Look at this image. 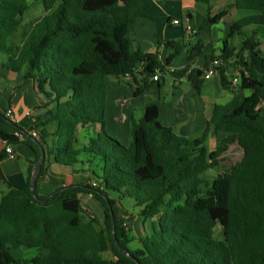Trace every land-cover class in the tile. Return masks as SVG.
Wrapping results in <instances>:
<instances>
[{"label":"trees","instance_id":"obj_1","mask_svg":"<svg viewBox=\"0 0 264 264\" xmlns=\"http://www.w3.org/2000/svg\"><path fill=\"white\" fill-rule=\"evenodd\" d=\"M194 1L206 12L188 16L195 22L192 28L197 36L210 34L228 11L213 15L212 0ZM147 3L0 0V54L5 57L0 72L35 81L50 101L37 143L32 138L19 141L15 134L24 129L0 113V139L12 146L25 143L35 152L30 179L41 150L45 154L35 184L42 202L31 193V183L1 198L0 264H264V53L258 31L241 33L250 26L264 27V0H233L231 9L251 16L232 25L217 56L204 45L188 49L185 43H165L175 50L171 58L188 50L191 64L199 57L208 69L221 60L218 72L225 90L232 85L229 62L235 61L240 93L228 105L214 107L203 135L189 139L177 134L160 122L159 108L152 103L141 120H133L125 146L106 131L108 80L131 78L126 83L139 98L159 83L153 78L167 73L171 63L170 58L162 64L159 53L132 50L134 25ZM33 6H39L41 15L29 19ZM234 34L241 43L231 49ZM191 64L171 75L175 82L187 79L200 93L205 80L198 71L204 74L205 69H192ZM91 126L102 131L85 142L80 133ZM211 133L219 136L213 151L207 148ZM6 157L4 150L0 160ZM52 166L89 171L95 179L89 176L92 184L40 196L39 182ZM214 169L219 171L211 179ZM113 194L131 199L137 213L126 210ZM84 195L101 207L102 227L98 219L84 216ZM110 207L116 240L128 255L116 247ZM136 218L142 232L138 247L131 249L128 228ZM18 249L38 254L16 259L12 252Z\"/></svg>","mask_w":264,"mask_h":264},{"label":"crops","instance_id":"obj_2","mask_svg":"<svg viewBox=\"0 0 264 264\" xmlns=\"http://www.w3.org/2000/svg\"><path fill=\"white\" fill-rule=\"evenodd\" d=\"M213 15L228 11L226 17L218 24L211 28V32L197 36L190 35L185 31V25L190 24L194 27L195 22L189 20L191 14L195 17L198 12L204 14L205 8L199 7L194 0H148L144 6V16L136 20L134 25V40L132 42V50L137 48L145 53H159V59L162 64H165L170 59L175 50L165 46L167 42L185 43L188 49H192L196 44L199 46L208 47L216 52V56L224 49V42L229 36L230 29L233 24L240 20L251 16L250 12L231 9L233 0H212ZM240 12H245L244 15ZM238 17L234 19V17ZM174 21H179L180 24L175 25ZM263 27L250 26L242 30V34L250 35L256 31L259 32ZM260 40V39H259ZM241 43V36L234 34L229 40L231 49L238 48ZM261 43V51L264 53L263 44ZM203 53V51L201 52ZM188 50L175 58H171V63L167 67L165 73L159 83H154V86L149 92H146L139 98L134 96V87L129 86L127 82H132L131 78L126 81H115L113 86L118 90V98L110 102L108 97V107L112 105L114 110L109 112L113 115V122L118 125L116 135L122 137L123 130L130 135L133 120L139 121L143 118L144 108L149 104H156L159 108L160 122L172 127L174 131L184 137L190 139L200 138L206 128L207 122L210 120L213 109L216 105H228L239 93L240 86L232 83L231 88L225 90L221 85L219 72L211 79L206 80L204 74L198 71V77L205 80L200 93H197L192 84L187 79L174 80L171 92H164L167 85L166 77L172 72L179 71L190 65L188 60ZM217 60V59H216ZM4 61L0 57V62ZM203 60L196 57L192 62V69H200L204 67ZM223 63V62H222ZM212 67V66H211ZM209 67V69L211 68ZM0 113L12 108V122L20 125L26 131H37L40 134L46 126V113L49 109V99L43 94L40 86L33 80H25L22 74L0 72ZM238 74L235 61H230L228 65L229 80L232 81ZM172 76V75H171ZM124 88L128 97L124 96ZM249 91H243L244 96H250ZM124 98V105L132 106L127 109L126 114L121 116L122 111H119V103L121 98ZM129 100H127V99ZM140 98H148L147 102L139 104ZM135 104V105H134ZM117 107V110H116ZM29 114V115H28ZM108 126V122H107ZM100 127L91 126L86 130H82L80 138L88 141V138L97 132ZM215 133H211L209 142L212 141L215 150L217 139ZM6 143L0 139V155L4 152ZM16 154V159L4 158L0 160V201L4 194L10 189L23 191L31 183L30 171L32 163L35 160L34 150L25 143L13 146ZM32 178V175H31ZM86 180V181H85ZM92 184L93 180L83 173H73L70 170H62L57 166H52L48 175L41 178L39 182L38 192L40 196L47 197L54 191L63 187H71L77 184ZM83 209L89 212V209L95 208L97 218H99L100 226L102 227L103 211L99 204L90 196L82 197ZM95 202V203H94ZM97 203V204H96ZM88 210V211H87ZM139 218L135 220L138 221ZM140 220V219H139ZM141 221V220H140ZM136 222V221H135ZM134 222V223H135ZM140 225V233L142 232ZM17 252V256L14 253ZM16 259L31 260L38 254L36 250L24 251L18 249L12 252Z\"/></svg>","mask_w":264,"mask_h":264},{"label":"rangeland","instance_id":"obj_3","mask_svg":"<svg viewBox=\"0 0 264 264\" xmlns=\"http://www.w3.org/2000/svg\"><path fill=\"white\" fill-rule=\"evenodd\" d=\"M29 2L30 3H33V0H29ZM244 13L245 12H240V14H243L244 15ZM29 19L30 18H32V19H34V18H36V17H39L40 15H41V10H40V8H39V6H33L32 7V9L30 10V12H29ZM238 17L236 16V17H234V19H237ZM259 39H260V41L262 42V44H263V50H264V27H263V29L260 31V37H259ZM1 55V54H0ZM1 57H3V58H5L3 55H1ZM166 80H167V85L165 86V88H164V91H163V93H162V96L164 95V92L165 93H168L169 91L171 92V90H172V85H173V83H174V78H173V76H171V75H168L167 77H166ZM115 81H113V80H108V88H109V92H110V95H109V100H110V102L111 101H113L115 98H118L119 97V95H118V90H116L115 89V87L113 86L114 84H116V83H114ZM124 96L125 97H127V98H132V97H128V95L127 94H125L126 92L125 91H127V90H125V88H124ZM121 98V102L119 103V105H120V107H118V109H119V111H122V113H121V116H124L125 114H126V111H127V109H129V111H130V109L132 108V106H127V105H124V98H123V96L122 97H120ZM126 98V99H127ZM140 99H142V100H139V104H141V103H146L147 102V100H148V98H140ZM127 100H129V99H127ZM131 102H133V98L130 100ZM135 105V104H134ZM114 110V107L112 106V105H110L109 107H108V113H107V122H108V126H107V128H106V131H107V133L111 136V137H113L115 140H118V141H120L123 145H125V146H128L129 145V143H130V140H131V138H130V135L127 133V131H125V130H123V132H122V137H118L117 135H116V132H117V128L116 127H118V125H116L115 124V122H113V120H112V118H113V115H112V113H111V115L109 114V112H112ZM116 110H117V107H116ZM98 131H102V128L100 127L99 129H98ZM81 137V136H80ZM190 139V138H189ZM213 144L214 143H212V141L210 142V143H208L207 144V148H208V150L209 151H211L212 150V148H213ZM78 169H80V168H78ZM84 169H86V170H89L90 169V166L89 165H86L85 167H84ZM96 170V173L98 174V175H101V173H100V170H98V169H95ZM218 169H214L213 171H211L209 174H208V177L209 178H214L216 175H217V173H218ZM89 172V171H88ZM86 172V174H87V176H91V178H94V176H92V174L89 172ZM95 179V178H94ZM86 181V180H85ZM114 199H118V198H120L117 194H113V196H112ZM95 203V202H94ZM120 203H121V205L126 209V210H128L130 213H137V208L135 207V204L131 201V199H129V198H120ZM97 204V203H96ZM82 206H83V204H82ZM84 208V207H83ZM90 211L87 213V212H85L84 213V216L89 220H91V219H98L99 220V218H97V212H96V214H95V208H92V209H89ZM86 211V210H85ZM88 211V210H87ZM136 222L135 223H133V225H131V227L130 228H128L129 230L128 231H130V236H131V238H132V240H133V242H132V244L130 245V248L131 249H135V248H137L138 247V242H137V239H138V237H139V235H140V225H141V221L138 219V221L137 220H135ZM102 226H103V221H102ZM142 227V226H141ZM217 236L219 237V238H222V231L220 230V229H217ZM24 251H26V250H24ZM14 255L15 256H17V252H15L14 253ZM103 257L104 258H109V255L108 254H104L103 255Z\"/></svg>","mask_w":264,"mask_h":264},{"label":"built area","instance_id":"obj_4","mask_svg":"<svg viewBox=\"0 0 264 264\" xmlns=\"http://www.w3.org/2000/svg\"><path fill=\"white\" fill-rule=\"evenodd\" d=\"M174 24L175 25H178L180 24L179 21H174ZM185 31L190 34V35H194L196 33V31L192 28V26L190 24H186L185 25ZM222 61L221 60H216L214 61L212 67L208 70L205 71L204 73V78L206 80H209L211 79L213 76H215L218 72V70L222 67ZM163 77V74L161 72H157L156 76L153 78V80L155 82H158L162 79ZM240 76L237 74V76L235 78L232 79V83L234 85H240ZM29 115V114H28ZM5 116L10 119L12 121L13 119V109L10 108L8 109L6 112H5ZM39 134L37 131H19V132H16L15 134V137L23 142L26 138H32V139H36L38 138ZM6 154H7V158L9 159H16V154H15V151L13 149V146L12 145H9V144H6ZM95 186V184H93Z\"/></svg>","mask_w":264,"mask_h":264},{"label":"water","instance_id":"obj_5","mask_svg":"<svg viewBox=\"0 0 264 264\" xmlns=\"http://www.w3.org/2000/svg\"><path fill=\"white\" fill-rule=\"evenodd\" d=\"M32 140H33L35 143H37V141H36L35 139H32ZM41 151H42L41 159H40V161L34 166L33 171H32L31 186H30L31 193L33 194L34 198H35L37 201H39V202H42V201L39 200V199L37 198L36 194H35V184H36V178H37V176H38V174H39V172H40V170H41V168H42L43 162H44V160H45V154H44L43 150H41ZM110 215H111V219H112V223H113V237H114V240H115V243H116V247H117V249H118L119 251H121V252H123V253H126V254L128 255V252H127L125 249H123V248L119 245L118 241L116 240L115 225H114V224H115V220H114V215H113V212H112L111 207H110Z\"/></svg>","mask_w":264,"mask_h":264}]
</instances>
